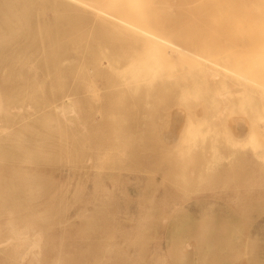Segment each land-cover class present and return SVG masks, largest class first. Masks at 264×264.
Returning a JSON list of instances; mask_svg holds the SVG:
<instances>
[{"label": "rangeland", "instance_id": "1", "mask_svg": "<svg viewBox=\"0 0 264 264\" xmlns=\"http://www.w3.org/2000/svg\"><path fill=\"white\" fill-rule=\"evenodd\" d=\"M216 1L91 0L177 51L87 6L10 24L0 0V264L34 228L31 264H264V73L242 78L261 50Z\"/></svg>", "mask_w": 264, "mask_h": 264}, {"label": "bare ground", "instance_id": "2", "mask_svg": "<svg viewBox=\"0 0 264 264\" xmlns=\"http://www.w3.org/2000/svg\"><path fill=\"white\" fill-rule=\"evenodd\" d=\"M8 2H6V7L8 8V12L5 14V18H6V20L10 23V24H12L11 23V21H12V19L14 20V21H12V22H15V16L17 15H15V13L13 12V13H11L10 11H18L19 10V12H17V13H22V12H25V8L27 9V8H30V9H34L35 8V10L37 11V12H39V11H43L44 10V7L45 6H47L48 5V7H52V8H57L58 6H61L62 4H64V5H69V7L70 6H72L71 8H73V9H77V10H79V6H87L88 7V9L90 8V11H94V12H96V13H98L99 15H100V17L99 16H97V17H94V19L96 18H98L99 17V19H100V21H97L96 20V22H99L100 24H102L103 23V21H102V23H101V20H102V18L103 19H105V20H108V21H114V23L116 22V24H119L120 26H122V27H128V28H132V29H135L136 31H138L140 34H144V35H146V36H148V37H150V38H153V39H155L156 41H159V42H161V43H164V44H166V45H169L170 47H172L173 49H176L177 51L178 50H180L181 48L177 45V44H175V42L173 43L172 41H170L169 39H167V37H164V36H161L160 34H158V33H155V32H152V31H149V30H147V29H144L143 27H140L138 24H137V22L136 21H133V20H131L129 17H127V16H124V14H116V13H113V12H111V10H110V8L109 7H107V6H105V5H103V4H96L95 2L93 3V2H91V0H29V1H27V0H7ZM168 3V2H167ZM236 4V5H235ZM167 5H169V4H167ZM172 5H175V4H173L172 3ZM176 6V5H175ZM216 6H219L220 7V13L222 14V15H224V20L226 21V20H229V21H231L235 16H236V20H237V22H238V26L240 27V26H244L245 27V37H246V39L248 40V45L250 44V46H251V48L254 50V51H256L254 54H256L259 50H261V52L259 53L260 55H263L264 54V0H221V1H216ZM170 7V6H169ZM80 9H82V11L83 10H85V9H83V8H80ZM20 10H22V12H20ZM165 10H166V8H165ZM88 11V10H87ZM89 11V12H90ZM242 11L244 12V14L242 15ZM76 12V11H75ZM85 12H86V10H85ZM84 12V13H85ZM88 12V13H89ZM162 12H165L164 10L162 11ZM167 12V11H166ZM87 13V15H89L90 16V14H88ZM91 13V12H90ZM169 13V12H168ZM19 14V15H20ZM40 14V13H39ZM80 14V13H79ZM78 14V15H79ZM82 15V14H81ZM94 15V14H93ZM134 16V15H133ZM23 17H25V13H24V15L22 16V14L20 15V18H21V22H22V19H23ZM84 17V16H83ZM85 19H86V17H84ZM88 18H91L92 19V15H91V17H88ZM76 19H77V17H76ZM81 20H83V18H81ZM93 20V19H92ZM91 20V21H92ZM84 21V20H83ZM93 22V21H92ZM16 23H18V22H16ZM98 23V24H99ZM106 23V22H105ZM104 23V24H105ZM99 24V25H100ZM103 24V25H104ZM14 25V24H13ZM18 25H19V23H18ZM16 26V25H15ZM105 26H107L106 24H105ZM12 25H9V27H8V34H7V37H10V36H16L19 32H17V30H15L14 28H13V30H12ZM19 27H20V25H19ZM102 27V26H101ZM112 27H115V25L114 26H112L111 25V27L109 26V28H111L112 29ZM10 28H11V30H10ZM116 28V27H115ZM114 28V29H115ZM127 28V29H128ZM113 30V29H112ZM117 30V29H116ZM115 30V31H116ZM119 30V29H118ZM118 30H117V32H118ZM130 30V29H129ZM11 31V32H10ZM109 31V30H108ZM114 31V32H115ZM121 32V31H120ZM119 33V32H118ZM117 33V34H118ZM123 33V32H122ZM122 33H120V35H122ZM115 34V33H114ZM136 34H138V33H136ZM139 34V35H140ZM123 35H126V34H124L123 33ZM131 35V34H130ZM18 36V35H17ZM129 36V35H128ZM128 36H126V37H128ZM142 36V35H141ZM138 37V36H137ZM143 37H145V36H143ZM93 38H94V36H93ZM145 39V38H144ZM146 39H149V38H146ZM149 41H152V40H150L149 39ZM155 42V41H154ZM251 42H252V44H251ZM257 43H259L260 45H255V44H257ZM158 44V43H157ZM255 46H254V45ZM156 45V44H155ZM254 47H253V46ZM159 46H161V47H159ZM158 47H156V48H158L157 50H158V52H159V50H160V48H161V53H159V55L161 54V56H159V57H162V55L164 56V54H162L163 52H164V50H165V48L166 47H164L163 46V48H162V45H159ZM249 46V47H250ZM164 49V50H163ZM166 49H169L168 47L166 48ZM251 49V51H253ZM258 50V51H257ZM155 51V50H154ZM182 51H183V49H182ZM186 50H184V52H185ZM123 53V52H122ZM156 53V52H155ZM158 54V53H157ZM156 54V55H157ZM165 54H166V52H165ZM189 54H191V53H189ZM252 55H251V58L253 57V53H251ZM192 55V54H191ZM259 55V56H260ZM125 56V55H124ZM167 56H169V55H167L166 54V57ZM256 56L257 55H255V57H253L252 59L253 60H255V63H252V61H251V65H250V69H251V67H252V70H250V72L252 73V71H253V69H256V67H254V66H252L253 64H256V61L258 60H262V62L261 61H259V62H257L258 64H260V62L261 63H263V58L264 57H262V59H260V57L258 56L257 57V60H256ZM264 56V55H263ZM123 57V56H122ZM127 56H125V58H126ZM156 57H158V56H156ZM165 56H164V58H166ZM171 57V59H172V56H170ZM170 57H168V61L166 60V59H162V60H166L167 62H170L169 61V59H170ZM181 58V57H180ZM186 58V57H185ZM127 59H129L128 57H127ZM131 60H127L126 62H127V64H128V66L129 65H131V63H129L128 61H130V62H132V60H133V57L132 58H130ZM252 59H250V60H252ZM125 62V61H124ZM165 62V61H164ZM172 62V61H171ZM64 64V63H63ZM29 66H31V65H29ZM153 66V65H152ZM155 66H158V65H156L155 64ZM154 66V67H155ZM222 66V65H221ZM220 66V67H221ZM257 67H258V65H256ZM130 68H131V66H129ZM129 67H127L126 68V70L125 71H127V69L129 68ZM225 66L223 65V68H224ZM227 67V66H226ZM231 67V66H230ZM262 67H264V64H262ZM262 67L261 66H259V70L260 71H258V69L256 70V71H258V74L256 75V74H254V76H253V74H250V72H248V70H247V74H249L250 76H248L247 74V76L245 75V76H242V78H243V80L244 81H246V82H249V81H251L252 83H256V85L258 84V86H260L261 87V85H259V82L261 81V80H257V82H256V78L258 79L259 78V76H260V72H263L264 73V70L262 69ZM124 69H125V65H124V67H123ZM227 68H229V66L227 67ZM226 69V68H225ZM231 68H229V70H230ZM247 69H248V67H247ZM129 70V69H128ZM223 70V69H222ZM263 70V71H262ZM225 71V70H224ZM231 71V70H230ZM223 72V71H222ZM229 72V71H228ZM230 73V72H229ZM232 73V72H231ZM254 73H255V70H254ZM263 73H261V74H263ZM230 75V74H229ZM231 75H233V74H231ZM256 76H258V77H256ZM263 77H264V75H262ZM262 76H260L261 77V79H262ZM232 77V76H231ZM252 77V79H250V78ZM253 78H255L254 80H253ZM260 79V78H259ZM263 80H264V78H263ZM251 82H249V83H251ZM263 82V81H262ZM262 82H260V84H262V87H261V89H262V93L264 94V82L262 83ZM253 85V84H252ZM250 86V85H249ZM255 88L256 86H252V88ZM256 89H258V88H256ZM251 93H253V92H251ZM254 93H256L255 92V90H254ZM225 94H228V90H225V91H223V92H220L219 93V95L221 96V95H225ZM253 97V96H252ZM177 99V98H176ZM177 101H180V99L178 100L177 99ZM1 104L2 103H0V107H1ZM255 106V105H254ZM257 106V105H256ZM255 106V107H256ZM262 106H264V105H262ZM176 108V107H175ZM174 108V109H175ZM178 108V107H177ZM182 108V107H181ZM181 108H178L177 109V115H180V114H182L183 113V109H181ZM201 108V107H200ZM199 108V109H200ZM225 108H227V107H225ZM66 109L68 110V111H72L73 110V107H72V105L71 104H68L67 105V107H66ZM204 109H206V108H204ZM203 109V110H204ZM263 109V108H262ZM63 110H65L64 108H63ZM4 111V110H3ZM185 111V110H184ZM189 111V110H188ZM187 110H186V112H188ZM201 111H202V109H200V112L199 111H193L194 113H198V114H200L201 113ZM186 112H184V113H186ZM191 114H192V111H189ZM202 113H203V111H202ZM231 113V112H230ZM232 114V113H231ZM231 114H229L228 116H227V135H230V137H233V138H238V141H239V138H244L245 136H246V138H247V134H248V132H247V130H245V131H237V128H238V125L240 124V123H242V124H246L247 126H248V128L250 129V128H252V126L251 127H249V125H248V123H247V120L245 119V117H242V116H239V115H231ZM260 114H264V113H262V112H260ZM184 115V114H183ZM196 115V114H195ZM173 116H174V114H173ZM198 116V115H197ZM199 116H201V115H199ZM199 116H198V118H199ZM262 116H264V115H262ZM179 117V116H178ZM186 117V116H185ZM187 117H189V116H187ZM64 118V117H63ZM225 120H226V117H225ZM262 121V120H261ZM174 122V121H173ZM244 122V123H243ZM221 123V127L223 126V124L225 125V121H224V123L222 124V122H220ZM173 124H175V123H173ZM182 124H183V122H182ZM186 124V123H185ZM184 125V124H183ZM175 127L177 126V124L176 125H174ZM182 126V125H181ZM242 126V125H241ZM241 126H239V127H241ZM246 126V127H247ZM220 126H219V128H221ZM225 127V126H224ZM218 127H215V129H217ZM172 130V129H171ZM174 130L175 129H173L172 131H173V133H174ZM182 130V129H181ZM183 130H185L184 129V127H183ZM254 130H255V127H254ZM171 131V132H172ZM216 131V130H215ZM186 132V131H185ZM220 132V131H219ZM224 132V131H223ZM223 132H220V133H223ZM251 132H252V130H251ZM250 132V133H251ZM181 133V132H180ZM179 133V134H180ZM225 133V132H224ZM249 133V134H250ZM168 134V133H167ZM179 134H177V135H179ZM175 135V134H174ZM219 135V134H218ZM164 136H165V134H164ZM169 136H170V133H169ZM179 137V136H178ZM184 137V136H183ZM165 138L167 139V138H169L168 137V135L167 136H165ZM231 139V140H233L234 141V139ZM171 139V138H170ZM173 139V138H172ZM175 139V138H174ZM180 138H178V141H180L179 140ZM182 139V138H181ZM261 139V138H260ZM169 140V139H168ZM176 140V139H175ZM264 140V139H263ZM171 141V140H170ZM178 141H176V143L178 144L179 142ZM262 141V140H261ZM167 142H169V141H167ZM174 143V144H176L175 142H174V140H172L171 142H169V143ZM258 142H259V140H258ZM264 144V141H263V143H262V145ZM175 146V145H174ZM16 234H18V233H16ZM12 240H13V238H12ZM41 240H42V238H41V233H40V231L38 230V229H36V228H34V229H31V231L29 232V233H27L26 235H24V248L20 251V253H19V255H18V260L20 261V263L21 264H31V261L32 260H35V261H38L39 260V256H40V251H41Z\"/></svg>", "mask_w": 264, "mask_h": 264}]
</instances>
